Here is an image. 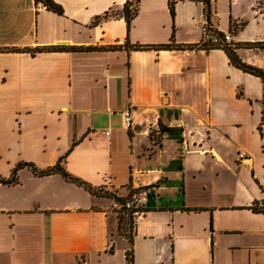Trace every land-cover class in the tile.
Returning a JSON list of instances; mask_svg holds the SVG:
<instances>
[{
  "label": "crops",
  "instance_id": "1",
  "mask_svg": "<svg viewBox=\"0 0 264 264\" xmlns=\"http://www.w3.org/2000/svg\"><path fill=\"white\" fill-rule=\"evenodd\" d=\"M53 1L62 15L0 0V177L63 158L92 187L122 198L149 187L151 198L130 243L113 199L22 167L0 182V264H128L129 247L132 264H264L263 83L222 49L197 47L205 24L233 43L264 42V7L179 0L171 16L169 0H130L128 27L122 17L91 25L126 0ZM230 20L244 25L230 32ZM236 53L264 69V50Z\"/></svg>",
  "mask_w": 264,
  "mask_h": 264
},
{
  "label": "trees",
  "instance_id": "2",
  "mask_svg": "<svg viewBox=\"0 0 264 264\" xmlns=\"http://www.w3.org/2000/svg\"><path fill=\"white\" fill-rule=\"evenodd\" d=\"M177 0H169L168 3V8H169V12L171 14V16L174 15V3ZM195 1H201V2H206L207 0H195ZM35 2H40L42 3V5L56 13L59 15L63 14V9L62 7L54 2L53 0H35ZM264 7V6H263ZM262 7V8H263ZM138 12V5H137V1L133 2L130 0H126V2L124 3L122 9L120 11H115L114 9H111L109 11L104 12L102 15H98L96 17H94V19L91 21V25H96L98 23H100L103 20L109 19V18H118V17H122L124 18L125 22L127 23V26L129 27L131 20L135 17V15ZM244 25V23H239L237 24L235 21L230 20V32H234L237 29H239L240 27H242ZM204 27H208V24H205ZM211 29V28H210ZM230 34V33H229ZM218 35L222 36L223 33L218 32ZM231 35V34H230ZM173 45L172 44H164L161 45L157 48H161V49H168L171 48ZM121 46L118 45H113V46H109V47H105V48H90V47H65V46H50V47H44V48H36L34 50H29L32 54L37 52V51H62V50H71V51H85V50H92V49H96V50H116L118 48H120ZM150 46H141V45H133V46H129L130 49H145V48H149ZM197 47H200V43L199 45H197ZM239 47H244V48H256V49H261L264 50V42H247V43H226L224 41L220 42L218 45H214L208 49L211 48H218V49H222L230 63L232 65H234L235 67L241 69L242 71L252 74L254 76L259 77L262 80L263 83V89H264V69L252 66V65H248L246 63H244L238 56V54L236 53V49ZM207 50V49H206ZM262 124H264V107L262 108V120H261ZM259 131L260 134L263 135V131H262V127H259ZM152 138H155V142L159 143L160 137L157 135L155 136L153 133L151 135ZM63 158H60L57 163L55 165H53L52 167H49L47 169L44 170H39L37 169L32 163H27V162H22L17 164L12 172L10 177L8 178H2L0 177V182L3 184H12L15 183L17 181L16 178V174L17 171L22 168V167H27L29 168L34 174L38 175V176H43V175H49V174H53V173H58L60 174L65 180L74 183L80 187H83L85 190H87L89 193H91L94 196H103V197H109L111 199L114 200V202L119 203V204H123L129 197H131L132 195L138 193L139 191L142 190H148L149 187H142L137 189L136 191H134L133 193H130L128 196L122 198V197H118L113 193L107 192L102 190L101 188H95L92 187L90 184L86 183L85 181L77 178V177H73L72 175H70L61 165V161ZM151 198V194L148 193L147 195V202L145 204V206L143 207V212L147 211V205L149 202V199ZM253 210H257L254 207H251ZM260 210V209H259ZM264 213V207H261V210ZM117 217V226H118V231L120 228V225L125 222L127 224L130 225V227L134 228V222H132L131 219V215H130V211L125 210L123 208H121L120 210H115L114 211ZM133 223V225H132ZM123 236H125L126 238H128L129 242L131 243V236H126V234H122ZM109 252L113 251V246L111 245L108 249ZM126 256V260L128 262V264H132V248L129 247L126 250L125 253Z\"/></svg>",
  "mask_w": 264,
  "mask_h": 264
},
{
  "label": "built area",
  "instance_id": "3",
  "mask_svg": "<svg viewBox=\"0 0 264 264\" xmlns=\"http://www.w3.org/2000/svg\"><path fill=\"white\" fill-rule=\"evenodd\" d=\"M231 43V35L229 33H223L222 36L218 35V31L215 29H210L208 27H204L202 29V37L200 40L201 49H208L214 45H218L220 42ZM124 122L126 127L131 126V114L129 110H125L123 112ZM183 149L187 150L188 145L184 144ZM237 159L241 162H246L247 164H251L253 162V156L246 152L243 149L238 150ZM147 190L139 191L138 193L129 197L122 205L114 202L113 208L114 210H120L121 208L130 211L131 219L135 222V220L142 215L143 207L147 202ZM77 264H88L86 260L83 258L77 259Z\"/></svg>",
  "mask_w": 264,
  "mask_h": 264
},
{
  "label": "rangeland",
  "instance_id": "4",
  "mask_svg": "<svg viewBox=\"0 0 264 264\" xmlns=\"http://www.w3.org/2000/svg\"><path fill=\"white\" fill-rule=\"evenodd\" d=\"M231 3L232 0H216V5H230ZM237 3H238L237 5H258V8H262L264 6V0H237ZM118 234H126V236H131L132 228L130 227L129 224L123 222L120 225Z\"/></svg>",
  "mask_w": 264,
  "mask_h": 264
}]
</instances>
